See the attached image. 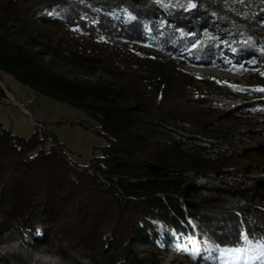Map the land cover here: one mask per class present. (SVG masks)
Instances as JSON below:
<instances>
[{
	"label": "trees",
	"instance_id": "obj_1",
	"mask_svg": "<svg viewBox=\"0 0 264 264\" xmlns=\"http://www.w3.org/2000/svg\"><path fill=\"white\" fill-rule=\"evenodd\" d=\"M183 1L195 7L0 0V82L7 73L82 110L97 123L84 127L107 140L79 166L46 131L21 138L0 123V264H162L157 224L194 236L190 221L217 249H244L242 235L264 243V99H239L227 85L201 92L183 68L167 71L137 51L152 47L149 25L158 51L188 66L226 70L231 54L244 70L251 57L258 67L264 5ZM123 10L135 20L108 15ZM190 33L200 42L175 51L189 47Z\"/></svg>",
	"mask_w": 264,
	"mask_h": 264
},
{
	"label": "rangeland",
	"instance_id": "obj_2",
	"mask_svg": "<svg viewBox=\"0 0 264 264\" xmlns=\"http://www.w3.org/2000/svg\"><path fill=\"white\" fill-rule=\"evenodd\" d=\"M158 1L163 3V0ZM174 2L184 10H186L185 8L189 5V1L174 0ZM81 4L87 5L84 1H81ZM262 5H264V2H259V0L253 1L251 3V8L260 11ZM219 10L222 15H231V21L242 23V18L237 13L238 10H231L227 7H221ZM51 12L52 10L46 11L47 14ZM115 15L113 16L115 19L125 23L135 20V17L131 13L117 12ZM262 22H259L261 27L264 26ZM145 30L149 33L147 25L145 26ZM252 32L258 34V31L253 30ZM194 44L195 39L192 40L189 47L186 46L182 49L177 48L175 51L178 52L182 50V52H184L183 50L192 48ZM137 51L153 63L161 64L167 71L171 70L174 66L183 68L198 81V88L201 92L212 93L215 91V85H227L232 88L239 99H264V92L254 91V89L264 88V63H260L258 67H253L256 60H243V62L248 63V66L251 67L244 70L240 66L235 65L231 54H227L225 61L229 63L228 67L230 68L224 70L217 66H188L183 63V58L176 57L174 52L172 54H163L159 52L155 44H152V47L137 48ZM241 70L243 71L240 73ZM155 74L159 76L161 70L157 68ZM1 79L4 88L13 95L16 103L22 105L27 110V112H25L8 98L1 100L0 123L5 129L21 138H28L35 131H46L50 136L55 137L58 142L65 145L68 158L79 166L87 165L93 157L101 154V148L106 146L107 140L104 136L84 127L85 124L96 127L97 123L87 117L82 110L75 109L67 103L50 98L42 92H33L21 85L13 76L7 73H2ZM71 122L75 123L70 125ZM78 122H82V124ZM233 130H235V132L238 130L241 131L238 128H233ZM190 223L195 230L194 236L177 235L173 230L168 229L164 225L157 224L159 238L156 240V243L164 254L162 264H197L186 255H181L174 250L164 249L165 246L175 243H187L189 245L188 248L191 249L193 248L194 238L198 237V234L205 236L198 231V227L200 226L198 223L194 221H190ZM249 244L250 243H246L245 248L242 249L241 252L229 256L220 257L219 252H217L219 263L228 264L238 258H242L246 255L245 252L249 248ZM262 244L264 243H256L255 245L264 248L261 246Z\"/></svg>",
	"mask_w": 264,
	"mask_h": 264
},
{
	"label": "bare ground",
	"instance_id": "obj_3",
	"mask_svg": "<svg viewBox=\"0 0 264 264\" xmlns=\"http://www.w3.org/2000/svg\"><path fill=\"white\" fill-rule=\"evenodd\" d=\"M187 243L169 244L165 250H174L181 255H186L197 264H220L217 256V248L205 236L198 234L194 238L193 248L189 249ZM246 255L228 264H264V248L255 244H249Z\"/></svg>",
	"mask_w": 264,
	"mask_h": 264
},
{
	"label": "built area",
	"instance_id": "obj_4",
	"mask_svg": "<svg viewBox=\"0 0 264 264\" xmlns=\"http://www.w3.org/2000/svg\"><path fill=\"white\" fill-rule=\"evenodd\" d=\"M155 2H159L158 0H155ZM159 3H161V2H159ZM191 2H189V4H190ZM191 4H193V3H191ZM181 7V6H180ZM192 7H188L187 6V8H185L186 10H188V9H191ZM122 12H126L127 14H129L128 13V11H126V10H123ZM115 14H117V12H112V13H110L109 15L110 16H114ZM116 16V15H115ZM132 21V20H131ZM158 23H160L161 25H163V24H165V20L163 19V20H161V21H159ZM148 26V32L149 33H147V37H148V39H149V44L152 46V44H155L156 45V42L154 41V39L151 37V35H150V30H149V25H147ZM146 31V30H145ZM202 35H211V36H214V34H213V32H211V31H209L208 29H204L202 32ZM193 36V37H192ZM189 37H192L193 39H195V44H194V46L195 45H197L199 42H200V37H197V35H195L194 33H190L189 34ZM193 46V47H194ZM259 50L261 51L262 49H261V47L259 46ZM250 59V61H253V60H255V57H251V58H249ZM249 59H248V61H249ZM20 105V104H19ZM20 106H22V105H20ZM23 107V106H22ZM23 109H24V107H23Z\"/></svg>",
	"mask_w": 264,
	"mask_h": 264
},
{
	"label": "snow or ice",
	"instance_id": "obj_5",
	"mask_svg": "<svg viewBox=\"0 0 264 264\" xmlns=\"http://www.w3.org/2000/svg\"><path fill=\"white\" fill-rule=\"evenodd\" d=\"M188 7H195V4H189ZM254 91H261L264 92V88H258V89H254ZM242 240L245 243H251V241L249 240L247 235H242ZM262 247H264V244L261 245ZM217 251L219 252L220 257H225V256H229L235 253H239L242 250L239 248H223V249H217Z\"/></svg>",
	"mask_w": 264,
	"mask_h": 264
},
{
	"label": "water",
	"instance_id": "obj_6",
	"mask_svg": "<svg viewBox=\"0 0 264 264\" xmlns=\"http://www.w3.org/2000/svg\"><path fill=\"white\" fill-rule=\"evenodd\" d=\"M0 87L3 88L6 98L10 99V100L13 101L15 104H17L21 109H23L22 106H20L18 103H16V101H15L13 95L10 94V93L4 88V85H3L1 82H0ZM23 110H24V109H23ZM196 236H197V234H196Z\"/></svg>",
	"mask_w": 264,
	"mask_h": 264
},
{
	"label": "crops",
	"instance_id": "obj_7",
	"mask_svg": "<svg viewBox=\"0 0 264 264\" xmlns=\"http://www.w3.org/2000/svg\"><path fill=\"white\" fill-rule=\"evenodd\" d=\"M4 85V84H3ZM24 111L27 112V110L24 108Z\"/></svg>",
	"mask_w": 264,
	"mask_h": 264
}]
</instances>
